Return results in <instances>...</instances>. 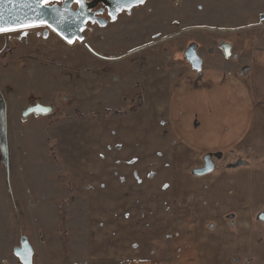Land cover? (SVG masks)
<instances>
[{
    "label": "rangeland",
    "instance_id": "rangeland-1",
    "mask_svg": "<svg viewBox=\"0 0 264 264\" xmlns=\"http://www.w3.org/2000/svg\"><path fill=\"white\" fill-rule=\"evenodd\" d=\"M261 14L264 0H148L105 28L86 26L83 41L67 43L52 30L42 37L46 26L1 32L0 264H21L13 248L22 236L32 264L131 258L142 240L127 226L107 225L129 221L127 203L139 209L141 192L153 190V163L165 157L158 149L170 143L167 131H155L164 127L158 119L170 90L192 71L183 50L197 44L201 69L238 70L248 63ZM169 34H177L169 44L138 50ZM92 52L126 56L108 61ZM205 103L193 107L208 116L202 131H220L223 115L234 118L230 106ZM36 104L47 114L22 115ZM205 134L191 142L200 151L217 144ZM201 152L211 155L213 171L259 168L257 190L264 191V158L254 161L248 146L228 160L221 151ZM168 187L160 184L161 192ZM154 234L140 237L150 242Z\"/></svg>",
    "mask_w": 264,
    "mask_h": 264
},
{
    "label": "crops",
    "instance_id": "crops-1",
    "mask_svg": "<svg viewBox=\"0 0 264 264\" xmlns=\"http://www.w3.org/2000/svg\"><path fill=\"white\" fill-rule=\"evenodd\" d=\"M254 28L258 30L248 63L229 73L219 67L199 73L191 69L170 90L166 114L158 119L164 129H155L167 131L170 143L158 149L165 157L153 163V190L139 195L143 207L134 210L127 203L129 221L107 225L110 231L127 226L142 240L121 264H264V191L257 190L259 168L250 165L192 174L200 165L201 151H221L228 160L248 146L254 161L264 158V24ZM206 98L221 110L230 106L234 114V118L223 115L220 131H202L208 116L193 107L206 104ZM205 132L212 133L217 144L200 151L191 142L208 135ZM160 184H168L169 191L161 192ZM144 232L159 234L148 242L143 241L144 235L140 237Z\"/></svg>",
    "mask_w": 264,
    "mask_h": 264
},
{
    "label": "water",
    "instance_id": "water-1",
    "mask_svg": "<svg viewBox=\"0 0 264 264\" xmlns=\"http://www.w3.org/2000/svg\"><path fill=\"white\" fill-rule=\"evenodd\" d=\"M98 1H102L108 4V6H112L113 9L118 10L121 8L130 9L133 6L142 4L136 3L135 0ZM58 2L61 3L59 4ZM73 3L77 5L75 8L72 7ZM91 4L88 0H79V3L77 0H48L47 5L44 6L42 0H0V27L9 29L8 31H13L12 29L19 30L46 26L47 29L43 31L42 37H46L48 31L52 30L67 43H69V40L72 42L83 41L84 36L82 31L86 28V22L92 20L90 12ZM259 19L260 21H264V14H261ZM111 20H114V15H112ZM26 25L34 26L26 27ZM99 25L103 26L104 24L99 22ZM183 58L190 69L196 72L201 71L202 58L197 53L196 43L191 42L187 45L183 50ZM40 107L45 106L36 104L27 108L22 115L26 116L30 113L37 114L35 110ZM214 156L216 158L218 157L216 154ZM202 160L203 165L192 170L194 175L200 176L213 171L215 165L211 155H204ZM13 254L21 264H32L33 248L26 236L20 237L18 246L13 248Z\"/></svg>",
    "mask_w": 264,
    "mask_h": 264
},
{
    "label": "flooded vegetation",
    "instance_id": "flooded-vegetation-1",
    "mask_svg": "<svg viewBox=\"0 0 264 264\" xmlns=\"http://www.w3.org/2000/svg\"><path fill=\"white\" fill-rule=\"evenodd\" d=\"M88 1L92 3L91 4V8H90L92 20L91 21H87L86 22V26H88L89 30H92L93 28H97V29L105 28L108 25L118 21V19L121 16L130 17L131 13H132V11L134 9H137L138 7H141L148 0H145L144 3H142L140 5L133 6L130 9L121 8L119 10L118 9H113L112 6H108V4H105L102 1H98V0H88ZM58 3L60 4L61 2H58ZM76 6H77L76 3L72 4L73 8H75ZM112 15H114V20H111ZM99 22H102L104 25L100 26ZM176 36H177V34H169V35H167V36H165L164 38H161V39H156V37H154V40L152 42L144 44L143 45L144 48L141 47L142 49H140V50H144V49L149 48L151 46L159 45V44H163V43H168L169 44L172 40H174V38ZM197 49H198V47H197ZM92 53L95 56L100 57V58L101 57L105 58L108 61L117 60V59H120V58H123V57L126 56V55H121V56L117 55L116 57H105L103 55L97 54L96 52H92ZM202 64H203V60H202Z\"/></svg>",
    "mask_w": 264,
    "mask_h": 264
},
{
    "label": "snow or ice",
    "instance_id": "snow-or-ice-1",
    "mask_svg": "<svg viewBox=\"0 0 264 264\" xmlns=\"http://www.w3.org/2000/svg\"><path fill=\"white\" fill-rule=\"evenodd\" d=\"M77 2L79 3V0H77ZM136 3H143V0H135ZM48 3V0H42V4L44 6H46ZM34 25H26V27H31ZM50 26V25H49ZM9 29H5L3 27H0V32H4V31H8ZM15 30V29H12ZM69 43H72L71 40L68 41ZM37 114H47V112L49 111V109L47 107H40L38 109L35 110Z\"/></svg>",
    "mask_w": 264,
    "mask_h": 264
},
{
    "label": "trees",
    "instance_id": "trees-1",
    "mask_svg": "<svg viewBox=\"0 0 264 264\" xmlns=\"http://www.w3.org/2000/svg\"><path fill=\"white\" fill-rule=\"evenodd\" d=\"M107 111H109V110H107ZM112 114H114V115H119L120 114V112H117V111H113L112 112ZM122 114V113H121ZM124 114H126V113H124ZM51 151V150H50ZM52 152V151H51Z\"/></svg>",
    "mask_w": 264,
    "mask_h": 264
}]
</instances>
